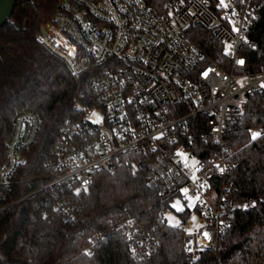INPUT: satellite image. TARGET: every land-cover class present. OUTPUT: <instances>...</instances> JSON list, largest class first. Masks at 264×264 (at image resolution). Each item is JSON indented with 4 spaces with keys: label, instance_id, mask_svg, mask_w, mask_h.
<instances>
[{
    "label": "built area",
    "instance_id": "obj_1",
    "mask_svg": "<svg viewBox=\"0 0 264 264\" xmlns=\"http://www.w3.org/2000/svg\"><path fill=\"white\" fill-rule=\"evenodd\" d=\"M225 3L227 8L218 7L219 0L183 4L172 0L157 10L143 0L59 1L51 21L35 38L65 63L73 77L88 73L90 78L83 92L86 104L73 105L76 116L60 127L52 159L45 163L51 176L40 180L37 189L43 194L42 217L53 220L59 215L70 224L85 220L82 207L69 195L86 190L94 173L113 171L119 158L129 154L148 157L144 174L148 189L168 203L177 199L186 209L178 214L174 227L183 234L182 247L189 260L205 249H217L232 213L264 204V193L232 197L226 181L230 135L244 128L247 97L264 91V68L251 72L247 63H236L246 61L240 52L264 0ZM230 20L239 32L232 31ZM196 26L212 33L222 47L221 56L209 55L192 41ZM228 44L232 47L225 55ZM207 69L214 71L202 78ZM194 118L203 119L200 135L216 147V153L205 160L189 148L191 135L184 140ZM40 126V116L31 109L13 118L0 164V187L8 184L22 162V150L36 142ZM193 160L198 162L195 167ZM135 162H130L133 170ZM216 165L225 171L221 173ZM205 181L207 188L201 186ZM197 196L196 207L187 209ZM107 227L126 237L133 258L146 257L154 244L132 219H109ZM205 231L210 239L203 236ZM88 238L94 243L102 234Z\"/></svg>",
    "mask_w": 264,
    "mask_h": 264
},
{
    "label": "trees",
    "instance_id": "obj_2",
    "mask_svg": "<svg viewBox=\"0 0 264 264\" xmlns=\"http://www.w3.org/2000/svg\"><path fill=\"white\" fill-rule=\"evenodd\" d=\"M59 1L16 0L11 17L0 27V164L15 115L31 109L41 119L36 142L22 150V162L8 184L0 187V264H264L261 203L230 215L231 224L221 233L216 250L205 249L195 260L187 259L182 232L163 218L168 201L145 185L148 157L140 154L120 157L113 171L94 173L86 190L69 195L83 209L82 222L70 224L59 215L53 220L42 217L43 194L37 189L40 180L51 176L45 163L52 159L60 127L76 116L73 105L86 104L83 92L90 78L88 73L73 77L65 63L35 38L51 21ZM171 1L143 0L157 10ZM191 38L209 55L221 56L222 47L210 31L193 27ZM240 53L249 71L264 68V8L249 26ZM202 121H190L184 140L191 135L189 148L205 160L216 147L200 135ZM243 122V130L230 135L231 151L226 155V181L237 199L264 193V91L247 97ZM251 131L262 135L252 141ZM132 159L137 164L134 170ZM125 218L154 241L146 257L133 258L126 237L108 230L109 219ZM93 233L102 238L91 243L88 237Z\"/></svg>",
    "mask_w": 264,
    "mask_h": 264
},
{
    "label": "snow or ice",
    "instance_id": "obj_3",
    "mask_svg": "<svg viewBox=\"0 0 264 264\" xmlns=\"http://www.w3.org/2000/svg\"><path fill=\"white\" fill-rule=\"evenodd\" d=\"M180 2H181V4H183V3H184V0H180ZM240 2L243 3V0H240ZM218 7H224V8H227L228 5L225 3V0H219ZM190 14H191V13H190ZM233 15H235V10H233ZM169 16H170V17L172 16V12H169ZM229 23L232 24V31H233V32H239V31H240V29L237 28V27L235 26V22H234V21H231V20H230ZM231 47H232L231 44H228V45L226 46L225 53H224L225 55H229V54H230V49H231ZM236 63H237L238 65H240V66H243V65L246 63V61H245L244 59H238V60L236 61ZM212 71H214V70H213V69H207V70H205L203 73H201L202 78H207V77L209 76V73L212 72ZM261 86L264 87V84H262ZM261 135H262V133L259 132V131H251V132H250V138H251L252 141H255V140H257L258 138H260ZM158 138H159V137H158ZM178 155H183V154L178 153ZM197 163H198L197 161L193 160V161H192V166L195 167ZM216 167H217V169H218L221 173H223V172L225 171V169H224L223 167L219 166V165H216ZM193 179H195V177H193ZM201 186H202L203 188H207V187H208L207 182L205 181ZM188 191H189L188 189H184V193H187ZM184 193H182V194H184ZM199 201H200V197L197 196V197H196V203H195L192 207H188V206H187V209H193V208H195L196 205H197V202H199ZM178 202H179V201H178ZM252 206H254V205H252ZM171 207H172L173 209H175L176 211H178V212H180V211H185V210H186L185 208L177 209V208H176V204L171 205ZM243 207L247 208V207H249V206H248V205H245V206H243ZM205 215H206V213H205ZM171 219H172V218H169V221H171ZM192 219L195 220L196 217L193 216ZM189 234L191 235V233H189ZM203 236H204L206 239H210V238H211L210 235H209V233H208L207 231H205V232L203 233ZM189 243H191V241H189ZM188 251H192V249L189 248Z\"/></svg>",
    "mask_w": 264,
    "mask_h": 264
},
{
    "label": "rangeland",
    "instance_id": "obj_4",
    "mask_svg": "<svg viewBox=\"0 0 264 264\" xmlns=\"http://www.w3.org/2000/svg\"><path fill=\"white\" fill-rule=\"evenodd\" d=\"M194 201L191 200L189 203V207L193 206ZM176 204V208L180 209L182 208V205L178 202L177 199L173 198L169 203V209L164 213L163 218L165 222L170 226H175L179 222L178 214L182 211L178 212L175 209L171 207V205ZM169 218H172L171 221H169Z\"/></svg>",
    "mask_w": 264,
    "mask_h": 264
},
{
    "label": "water",
    "instance_id": "obj_5",
    "mask_svg": "<svg viewBox=\"0 0 264 264\" xmlns=\"http://www.w3.org/2000/svg\"><path fill=\"white\" fill-rule=\"evenodd\" d=\"M16 0H0V27L11 17Z\"/></svg>",
    "mask_w": 264,
    "mask_h": 264
}]
</instances>
